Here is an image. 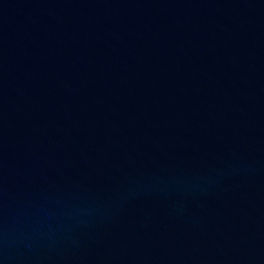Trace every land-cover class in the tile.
Listing matches in <instances>:
<instances>
[{
  "label": "water",
  "instance_id": "water-1",
  "mask_svg": "<svg viewBox=\"0 0 264 264\" xmlns=\"http://www.w3.org/2000/svg\"><path fill=\"white\" fill-rule=\"evenodd\" d=\"M0 264H264V0H0Z\"/></svg>",
  "mask_w": 264,
  "mask_h": 264
}]
</instances>
